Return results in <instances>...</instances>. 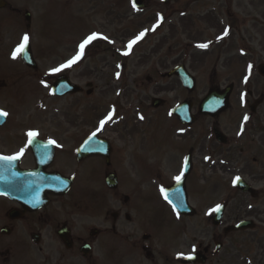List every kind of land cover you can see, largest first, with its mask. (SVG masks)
I'll use <instances>...</instances> for the list:
<instances>
[{"label":"flooded vegetation","instance_id":"af4514ba","mask_svg":"<svg viewBox=\"0 0 264 264\" xmlns=\"http://www.w3.org/2000/svg\"><path fill=\"white\" fill-rule=\"evenodd\" d=\"M223 1L226 8L233 4V0ZM198 2L209 4V0ZM145 3L148 6L146 0ZM193 3L177 0V5L185 7ZM11 10L18 14L13 7ZM235 11L233 14L229 9L221 15L233 24L228 27L241 30L236 44L238 74L236 80H228L224 86L211 87L230 88L228 109L215 117H205L198 114L195 100L189 98L195 124L187 126L174 119V129L165 130L163 141L157 144L156 160L143 157L140 144L136 147L122 143L116 148L123 138L114 130L117 138L108 137V152L97 149L79 159V147L93 132L80 133L73 138L76 143H68L66 128L58 118L57 128L18 126L15 112H6V120L0 125V156H14L22 148L24 152L11 162V167L0 161V182L14 181L17 186L13 194L0 189V264L262 263V258L252 260L246 256L252 246L245 237L258 235L264 227V211L250 213L253 219L243 218L241 207L234 213L227 212L230 204H236L244 195L235 188L234 178L229 182L228 200L219 204L224 205L220 220L214 218L215 207L209 205L202 213L203 221L195 224L193 220L198 215L179 214L161 192L163 188L165 193L171 190L173 196L177 191L179 196L185 193L189 204L195 195L209 197L217 191L218 182L206 178V172H227L228 160L235 157L237 166L242 162L241 167H261L250 178L254 183H264V0H237ZM213 43L220 47L224 41ZM12 87L0 81L1 90L13 93ZM233 107L238 119L231 122ZM225 125L235 126L233 134L224 129ZM179 128L182 131L176 135ZM29 131L37 133L32 144L28 143ZM99 136L103 137L101 133ZM216 138L225 142L220 144ZM49 140L56 143L49 144ZM173 140L182 143L174 144ZM41 145H48L47 155ZM166 162L174 167L172 171L165 168L162 174L160 166ZM21 173H29L28 177L37 183L35 200L22 198L26 186ZM176 176H181L179 183ZM50 178L58 183L69 179L68 193L54 195L45 191L39 183ZM261 195L264 186L257 190L256 198ZM255 219L259 221L253 230H231L242 221ZM189 255L191 260L185 258Z\"/></svg>","mask_w":264,"mask_h":264},{"label":"rangeland","instance_id":"374dc122","mask_svg":"<svg viewBox=\"0 0 264 264\" xmlns=\"http://www.w3.org/2000/svg\"><path fill=\"white\" fill-rule=\"evenodd\" d=\"M5 1L9 7L0 10V81L13 86V93L0 89V110L14 111L18 126L57 128L60 127V120L66 128L68 143H76L74 139L80 133L100 127V121L112 113L103 127V136L116 139L117 134L112 131L121 133L119 135L123 139L116 143V148H120L122 143L136 147L140 144L143 157L156 160L157 144L163 141L158 122L161 118L164 122L165 112L183 99L201 100L214 84L224 86L228 80H236L238 74L236 44L239 41L238 31L240 33L241 30H232L223 36V27L228 19L221 15L229 9L234 14L237 0H233L227 8L223 0H209V4L193 0L194 3L187 7L181 6L187 2L177 5V0L168 6H163L161 0H146L147 10L135 9L131 0ZM12 7L18 10V14L12 12ZM178 8L186 11L176 12ZM26 13L30 15L29 22L24 18ZM158 21L156 28L159 31L154 33L153 26ZM145 30V39L141 38L129 48V42ZM93 33L98 34L97 39L86 46L83 57L76 64L60 73H51V69L72 59L79 51V44ZM25 34L29 36L37 66L35 70L23 64L20 54L12 59L13 51L22 43ZM218 37L222 40L227 38L220 47L213 43ZM200 44H207L208 47H198ZM180 64H184L196 79V90L190 94L183 90L177 78L164 77ZM64 75L83 88V95L65 99L52 95V84ZM41 76L45 77L43 83ZM88 84L93 85L91 96L85 95L89 90ZM154 98L166 100V107L154 111L151 107ZM231 111L234 116L232 122L238 119V114L234 107ZM141 116L143 119H140ZM225 116L229 120V114ZM224 129L233 134L235 126L225 125ZM173 143L182 142L173 140ZM146 144L153 148H148ZM236 160L237 157L228 160L227 172H206V178H215L218 182V192H212L209 197L195 195L190 199L198 215L193 220L195 224L203 221L202 213L206 206L215 207L228 200L229 182L234 176L262 190L264 183H254L250 178L261 167H241L242 162L237 166ZM165 164L160 166L162 174H165V168H172V171L174 167L169 162ZM263 196L255 199L248 195L238 197L239 202H232L227 212L234 213L241 207V216L253 219L250 213L264 211ZM258 221L254 220L255 223ZM245 238L252 246L246 256L252 260L262 258L261 264H264V227L261 226L258 235Z\"/></svg>","mask_w":264,"mask_h":264},{"label":"snow or ice","instance_id":"6c2138e0","mask_svg":"<svg viewBox=\"0 0 264 264\" xmlns=\"http://www.w3.org/2000/svg\"><path fill=\"white\" fill-rule=\"evenodd\" d=\"M133 7H136L135 3H133ZM158 26H159V21H158V23L156 25L153 26V30H155V28L158 27ZM146 31L147 30H145V32L139 33L135 37L134 40H132V41L129 42L128 47L131 48L133 44L137 43L141 38H143V36L145 35ZM227 35H228V29H225L224 30V33H223V36H227ZM97 36H98V34H96V33H93V34L87 36L79 44V46H78L79 47V51L77 52V54L72 59L68 60L66 63L61 64L59 67H55V68L51 69V73L52 74L60 73L64 69L70 68L72 65L76 64L83 57L86 46L90 45L94 40H96L97 39ZM220 38H222V37H218V39H220ZM104 39H106V37H104ZM28 42H29V36L27 34H25L23 36V38H22V43H20V45L13 51V53H12V59L15 60L19 54L24 53V50H25ZM198 47L207 48L208 45L207 44H200V45H198ZM125 54H127V53H125ZM249 67H251V66H249ZM116 75H117V78H119V73H117ZM42 83H43V81H42ZM45 87H47L46 84H45ZM7 115L8 114L6 112H4L3 110H0V120H3V118L6 117ZM111 116H112V113H109V116L105 120H101L100 121V129H102L104 127V125L107 122V120L111 119ZM140 119H143V117L141 116ZM245 120H247V117H245ZM36 135H37V133L36 132H33V131H29L27 133V136L29 137V139H28V143L29 144H32L33 143V139H34V137ZM95 135H96V133H93L92 134V137H94ZM92 137H89V139L91 140ZM48 143L49 144H55L56 142L55 141H52V140H49ZM41 147L43 148L44 155H47L48 145H41ZM23 152H24V149L22 148L20 150V152L17 153L16 155H14V156H0V161L8 162V167H11V162L19 159L20 156L23 154ZM205 159L207 160V159H210V158L209 157H205ZM175 180L177 181V183H179L180 180H181V176H176L175 177ZM236 180H239V177H237ZM236 180L233 181L234 184H235ZM161 192L164 195V199L169 204H172L174 210L177 207L182 206V201L180 200V196H179V192L178 191H177V193L174 194L176 196V203H173V200L170 199L169 195L167 193H165V190L163 188H161ZM219 208H220V205H217L213 209V211H219ZM180 255H182V254H180ZM185 258L188 259V260H191L192 259V257L190 255L187 256V257H185Z\"/></svg>","mask_w":264,"mask_h":264},{"label":"water","instance_id":"95a60500","mask_svg":"<svg viewBox=\"0 0 264 264\" xmlns=\"http://www.w3.org/2000/svg\"><path fill=\"white\" fill-rule=\"evenodd\" d=\"M133 2L135 3V5L137 7H143L142 5V0H133ZM4 3L0 0V7H3ZM27 17L29 18V15H27ZM23 59L24 61L29 64L32 65L33 64V59H32V55L29 49V46L26 47V49L24 50L23 53ZM172 75H177L184 83V86L188 89V90H193V88L195 87V83L194 80L188 75V73L184 70L183 67L177 69L176 71L172 72L169 74V76ZM72 85H70L68 79L64 78V79H60L58 80V82L55 84L54 86V92L56 93V95L61 96L64 95L68 92L71 93H77L79 90L75 87H71ZM162 102L155 100L153 106L154 107H159V105ZM227 104V97L223 96V95H219L216 92H211L206 99L202 102L201 106H200V111H202L203 113L206 114H213V113H218L220 111H222L223 109H225V106ZM50 181H47V186H44V189H51L53 190L55 187V180L49 179ZM49 184V185H48ZM36 185L35 184H31L28 182V185L26 184V193H31V195L29 194L28 199L29 200H35L37 198V196H35V188ZM34 188V190H33ZM239 188L242 189L243 191H247L246 187L239 185ZM34 193V194H33ZM180 200L182 201V206L177 207L179 211L181 212H185L187 209L186 206V200L182 199V197H180ZM250 223H244L241 227V229H245V227H247Z\"/></svg>","mask_w":264,"mask_h":264}]
</instances>
